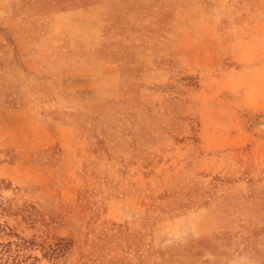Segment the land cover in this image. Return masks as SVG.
Instances as JSON below:
<instances>
[{
	"label": "rangeland",
	"instance_id": "obj_1",
	"mask_svg": "<svg viewBox=\"0 0 264 264\" xmlns=\"http://www.w3.org/2000/svg\"><path fill=\"white\" fill-rule=\"evenodd\" d=\"M0 264H264V0H0Z\"/></svg>",
	"mask_w": 264,
	"mask_h": 264
},
{
	"label": "crops",
	"instance_id": "obj_2",
	"mask_svg": "<svg viewBox=\"0 0 264 264\" xmlns=\"http://www.w3.org/2000/svg\"><path fill=\"white\" fill-rule=\"evenodd\" d=\"M95 6H101V5L100 4H96V5H91L89 7H95ZM89 7H80L76 11H78L79 12L78 14L80 15V14L84 13L87 9H89ZM100 17H101V15H100ZM95 59L98 60L99 58H95Z\"/></svg>",
	"mask_w": 264,
	"mask_h": 264
}]
</instances>
